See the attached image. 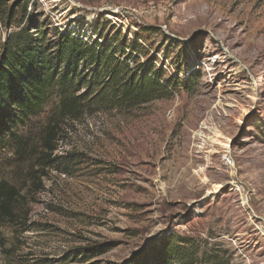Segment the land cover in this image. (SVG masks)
Instances as JSON below:
<instances>
[{
    "label": "rangeland",
    "instance_id": "1",
    "mask_svg": "<svg viewBox=\"0 0 264 264\" xmlns=\"http://www.w3.org/2000/svg\"><path fill=\"white\" fill-rule=\"evenodd\" d=\"M25 1L49 39L111 41L180 81L171 98L63 123L51 158L65 164L36 160L59 88L32 119L35 154L19 164L0 145V182L20 192L16 220L0 218V264H158L168 241L264 264V0Z\"/></svg>",
    "mask_w": 264,
    "mask_h": 264
},
{
    "label": "trees",
    "instance_id": "2",
    "mask_svg": "<svg viewBox=\"0 0 264 264\" xmlns=\"http://www.w3.org/2000/svg\"><path fill=\"white\" fill-rule=\"evenodd\" d=\"M10 1L0 0L2 24L12 28L14 17L22 12L20 6L24 14L19 28L0 47V145L9 143L19 164L36 153L29 133L34 126L32 119L58 88L61 94L57 108L48 117L37 144L38 168L50 167L55 161L65 164L62 157L51 158L63 123L101 110H132L174 95V84L180 79H163L164 70L156 69L153 61L134 68L135 53L122 61L118 53L123 51L111 41L89 44L74 33H60L58 29L57 39L51 40L46 30L32 26L35 20L29 17L28 1L8 9ZM138 45L136 42L134 52L139 53ZM194 74L192 70L189 78ZM82 90L85 93L79 95ZM16 126L21 129L12 134ZM19 197L14 185L0 182L1 219L16 220ZM151 256L158 264H231L223 262L217 251L199 253L191 243L172 245L168 241L155 248ZM146 259L138 257L132 264H148Z\"/></svg>",
    "mask_w": 264,
    "mask_h": 264
},
{
    "label": "built area",
    "instance_id": "3",
    "mask_svg": "<svg viewBox=\"0 0 264 264\" xmlns=\"http://www.w3.org/2000/svg\"><path fill=\"white\" fill-rule=\"evenodd\" d=\"M223 159L226 160V162L229 163V164L232 163V162H231V158H230L228 155H227L226 158L223 157Z\"/></svg>",
    "mask_w": 264,
    "mask_h": 264
},
{
    "label": "bare ground",
    "instance_id": "4",
    "mask_svg": "<svg viewBox=\"0 0 264 264\" xmlns=\"http://www.w3.org/2000/svg\"><path fill=\"white\" fill-rule=\"evenodd\" d=\"M225 158L227 157V156H224Z\"/></svg>",
    "mask_w": 264,
    "mask_h": 264
}]
</instances>
